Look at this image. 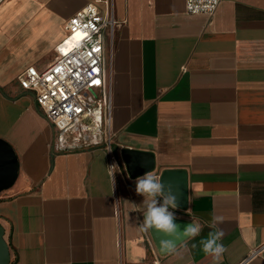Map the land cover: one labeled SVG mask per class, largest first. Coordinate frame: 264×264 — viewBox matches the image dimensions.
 Listing matches in <instances>:
<instances>
[{
	"label": "crops",
	"instance_id": "obj_1",
	"mask_svg": "<svg viewBox=\"0 0 264 264\" xmlns=\"http://www.w3.org/2000/svg\"><path fill=\"white\" fill-rule=\"evenodd\" d=\"M91 1L0 4V137L20 160L0 192L10 264H214L199 246L213 214L227 247L215 264L260 247L244 264H264V0H222L212 14L189 13L186 0H111L115 184L107 145L58 149L57 130L18 81L56 59L65 23ZM124 148L152 153L159 178L187 174V206L175 215L202 231L176 253H160L139 228L134 181L144 173H129Z\"/></svg>",
	"mask_w": 264,
	"mask_h": 264
},
{
	"label": "built area",
	"instance_id": "obj_2",
	"mask_svg": "<svg viewBox=\"0 0 264 264\" xmlns=\"http://www.w3.org/2000/svg\"><path fill=\"white\" fill-rule=\"evenodd\" d=\"M221 1L186 0V8L191 14H212ZM117 24L111 0H92L65 23L66 35L57 46L56 59L43 69L29 66L18 76L20 86L34 94L44 116L57 130L58 149L105 143L110 151V165L115 162V132L107 44Z\"/></svg>",
	"mask_w": 264,
	"mask_h": 264
},
{
	"label": "clouds",
	"instance_id": "obj_3",
	"mask_svg": "<svg viewBox=\"0 0 264 264\" xmlns=\"http://www.w3.org/2000/svg\"><path fill=\"white\" fill-rule=\"evenodd\" d=\"M109 167L113 170L112 180L115 184V170L120 166L113 162ZM134 184L135 193L143 197L141 203L144 208L143 220L139 228L142 232L155 231L164 236L165 239L160 241L162 251L176 253L178 244L200 235L202 225L199 222L192 221L183 226L176 223L175 210L179 207L177 197L170 187L165 189L162 179L151 172H146L136 177ZM223 222L222 216L213 214L211 221L208 222V227L213 230L199 241L201 250L213 258L214 264L227 251L223 243L225 232L219 227ZM192 247L195 248L197 245L193 244Z\"/></svg>",
	"mask_w": 264,
	"mask_h": 264
},
{
	"label": "water",
	"instance_id": "obj_4",
	"mask_svg": "<svg viewBox=\"0 0 264 264\" xmlns=\"http://www.w3.org/2000/svg\"><path fill=\"white\" fill-rule=\"evenodd\" d=\"M122 156L125 159L129 173L134 177L154 170L155 160L150 152L124 148L122 149ZM19 172L20 160L17 151L8 140L0 137V192L13 186ZM160 179H162L165 189L167 190L170 187L176 195L179 207L182 209L186 208L188 187L186 172L182 169H167L163 171ZM176 223L183 226L191 222L177 218ZM151 233L160 253L166 254L167 252L162 251L160 247V241L165 239V237L155 231H151ZM10 263V244L5 237V228L0 223V264Z\"/></svg>",
	"mask_w": 264,
	"mask_h": 264
},
{
	"label": "rangeland",
	"instance_id": "obj_5",
	"mask_svg": "<svg viewBox=\"0 0 264 264\" xmlns=\"http://www.w3.org/2000/svg\"><path fill=\"white\" fill-rule=\"evenodd\" d=\"M39 49H40L39 52L45 51V44H42ZM32 50H34V49H32ZM105 114H106V112H104V116H105Z\"/></svg>",
	"mask_w": 264,
	"mask_h": 264
}]
</instances>
